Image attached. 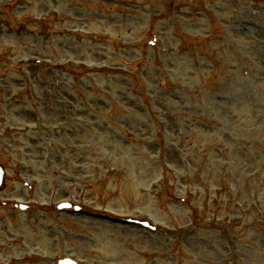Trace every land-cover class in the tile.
Returning a JSON list of instances; mask_svg holds the SVG:
<instances>
[{"label":"rangeland","instance_id":"374dc122","mask_svg":"<svg viewBox=\"0 0 264 264\" xmlns=\"http://www.w3.org/2000/svg\"><path fill=\"white\" fill-rule=\"evenodd\" d=\"M81 1L13 7L0 36V203L32 207L0 210V263L264 264V0H175L163 22L139 17L169 0H88L85 25Z\"/></svg>","mask_w":264,"mask_h":264}]
</instances>
